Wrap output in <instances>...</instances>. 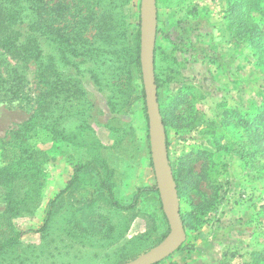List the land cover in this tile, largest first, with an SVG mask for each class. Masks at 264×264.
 Masks as SVG:
<instances>
[{
    "label": "rangeland",
    "instance_id": "1",
    "mask_svg": "<svg viewBox=\"0 0 264 264\" xmlns=\"http://www.w3.org/2000/svg\"><path fill=\"white\" fill-rule=\"evenodd\" d=\"M50 1L64 4L61 25L64 23L70 38L77 39L75 43L80 37L81 44L88 48L101 45L98 24L104 15L112 14L128 31L139 19L140 0H116L114 9L103 0ZM155 3L154 60L160 109L167 111L174 99L182 96L166 127L170 165L173 169L184 154L203 149L212 153L215 162L211 168L204 158L192 161L199 182L183 191L179 205L183 211L190 210V201H200L214 190L219 203L205 223L196 229H185V240L177 250L155 264H246L251 250L264 248V156L240 157L241 149L231 144L236 139V128L230 125L223 129L209 122L218 121L226 109L246 112L257 106L264 95V70L256 63L247 43L233 37L224 16L228 0H156ZM257 19L264 31V16L258 15ZM40 46L45 57L51 51L45 37L41 38ZM108 63L105 60L95 65L88 63V68L96 74L102 73L99 78H105L112 68ZM86 65L80 64V70L85 71ZM38 66L39 61L21 63L0 51V73L4 75L16 67L26 77L32 93L29 103L0 100V139H7L9 131L32 112L39 91ZM135 69L124 71L114 85H108L107 92L94 84L89 73L81 76L73 68L61 67L66 76L69 73L76 81L73 88L80 91L62 110L69 113L62 124L73 140L60 148L50 142L38 143L50 155L45 164L47 178L42 200L34 215L13 219L22 233L21 242L0 254V264H118L124 256L143 252L139 243L127 242L129 238L143 233L147 243L168 233L169 225L157 200L159 195L152 190L156 183L147 150L146 106ZM101 83L105 85L106 80ZM108 96L114 101L113 110ZM129 101L131 104L127 105ZM60 107L59 103L57 108ZM213 128L218 133L222 131L221 143L228 145L227 150H216L208 133ZM78 132L86 134L84 140L75 135ZM94 141L104 146L100 150L112 170L113 191L119 201L128 203L139 188H144L135 211L102 208L117 232L127 221V232L114 239H101L90 232L85 237L79 231L75 235L68 233L69 208L74 202L83 203L92 190V184L88 183L67 190L50 227L41 233L39 227L48 201L66 187L73 164L89 158L88 142L93 145ZM3 206L0 190V211Z\"/></svg>",
    "mask_w": 264,
    "mask_h": 264
},
{
    "label": "trees",
    "instance_id": "2",
    "mask_svg": "<svg viewBox=\"0 0 264 264\" xmlns=\"http://www.w3.org/2000/svg\"><path fill=\"white\" fill-rule=\"evenodd\" d=\"M103 1L112 9L116 7V0ZM64 8V4L60 1L0 0V51L21 63L29 60L39 61L36 74L39 91L34 97L33 110L17 127L9 131L7 139H0V190L4 203L0 211V254L6 253L21 242L22 233L16 229L13 219L18 216L34 215L41 203L47 178L45 164L49 161L50 155L38 143L50 142L55 144L56 148H60L63 143L71 144L73 140L62 124L63 120L69 118V113H63L62 110L67 103L77 98V93L80 91L77 87L73 88L76 86V81L69 76V73L66 76L61 71V67L73 68L76 74L79 73L81 76L86 72L89 73L94 84L107 92H109L108 85H114L117 77L124 71L129 73L136 68L141 83L140 95L145 103L139 60L140 19L129 27L128 31L126 26L121 25L124 23L114 20L112 14L104 15L98 24L101 45L88 48L84 43L81 44L80 37L78 43H75L77 39L70 38V34L63 28L64 23L61 25ZM258 15L264 16V0H228L224 14L233 37L247 43L256 58V63L264 70V31L258 24ZM77 32L76 30L75 33ZM42 37L46 38L51 48L45 57L40 46ZM102 60H105V64L110 62L108 66L112 67L110 74L105 78H99V74L102 73L96 74L88 68V63L95 65ZM83 63H87L85 71L80 70L79 67ZM103 79L106 80V86L101 83ZM155 83L158 87L156 73ZM262 88L264 92V78ZM181 97L178 95L172 105L166 109L167 111L159 107L165 127L167 147L166 127L170 122L172 110ZM15 99L29 103L32 100V93L27 87L26 77L16 67H12L4 75L0 73V100ZM59 103L61 107L57 108ZM108 104L113 110L114 101H111L109 96ZM130 104L131 101L127 105ZM209 123L223 129L230 125L236 128V139L231 141V144L241 149L240 157L264 156V95L253 109L241 112L229 108L220 113L218 121ZM208 133L216 145V150L228 149V145L221 143L222 131L218 133L213 128ZM75 135L80 140H84L86 134L78 132ZM147 138L149 139L148 135ZM92 144L88 142L89 158L79 159L73 164L72 176L67 181L66 187L48 201L43 222L39 227L41 233L50 227L53 216L62 205L61 201L67 196L65 195L67 190L88 183L92 184V190L83 203L78 205V202L77 204L74 202L69 208L68 233L75 235L79 231L81 236L85 237L90 232L91 236L97 235L101 239H114L117 236L123 237L127 232V221L117 232L115 224L102 208L112 209L115 212L135 211L144 188H139L128 203L119 201L113 191L112 170L100 150L104 146L97 141ZM147 150L150 165L153 167L149 144ZM201 158L208 160L211 168L215 165L212 153L203 149L184 154L177 166L172 169L179 200L182 199L185 189L198 185L199 178L191 163ZM152 190L158 194L156 184L152 186ZM215 196L214 190L210 196L202 197L200 201L195 203L190 201L192 204L190 210L179 209L184 229H196L207 221L210 211H216L219 204L218 197ZM157 200L162 208L160 198L157 197ZM162 216L166 219L164 213ZM163 237L145 243L148 238L142 233L134 235L127 242L139 243L138 246H142L144 252L160 242ZM138 253L124 256L118 264L132 259ZM249 257L246 264H264V248L251 250Z\"/></svg>",
    "mask_w": 264,
    "mask_h": 264
},
{
    "label": "water",
    "instance_id": "3",
    "mask_svg": "<svg viewBox=\"0 0 264 264\" xmlns=\"http://www.w3.org/2000/svg\"><path fill=\"white\" fill-rule=\"evenodd\" d=\"M156 0H140L139 60L144 89L150 157L156 188L169 230L165 237L122 264H155L179 248L185 240V229L180 219V205L169 162L166 132L160 115L154 71V47L157 30Z\"/></svg>",
    "mask_w": 264,
    "mask_h": 264
}]
</instances>
